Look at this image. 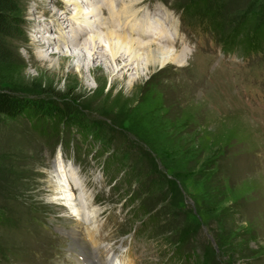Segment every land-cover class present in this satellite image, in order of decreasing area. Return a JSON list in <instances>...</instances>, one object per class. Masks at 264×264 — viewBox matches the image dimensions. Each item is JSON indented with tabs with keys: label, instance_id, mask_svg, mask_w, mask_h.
<instances>
[{
	"label": "rangeland",
	"instance_id": "374dc122",
	"mask_svg": "<svg viewBox=\"0 0 264 264\" xmlns=\"http://www.w3.org/2000/svg\"><path fill=\"white\" fill-rule=\"evenodd\" d=\"M129 2L133 14L120 18L126 28L117 32L130 36L137 23L154 33L166 27L175 40L164 46L184 51L186 62L141 69L131 90L135 74L110 77L109 56L95 63L62 58L52 43L45 49L57 65L40 61L38 44L54 28L32 16L52 23L53 12L73 15L74 5L22 0L23 35L9 41L16 63L0 66L3 88L69 103L107 141L0 115V264H88L82 256L101 264L111 251L122 264H264V0H93V9L107 7L91 20L107 21L100 28L107 32L109 16ZM158 154L186 173V191H178ZM59 164L77 172L93 199L98 248L86 235L92 223L50 201Z\"/></svg>",
	"mask_w": 264,
	"mask_h": 264
},
{
	"label": "bare ground",
	"instance_id": "6f19581e",
	"mask_svg": "<svg viewBox=\"0 0 264 264\" xmlns=\"http://www.w3.org/2000/svg\"><path fill=\"white\" fill-rule=\"evenodd\" d=\"M65 1L70 3L71 5H74V6H70V8L72 7L73 10H75L73 15L69 11L61 12L58 9L52 13L54 16V17L52 16L51 19L52 23L51 22L49 23L48 20L44 21L45 19L44 20L41 19V21L39 22V20H37V18H35L34 16H32L31 18V20L35 21L36 25L44 26L47 24H52V26L49 27H51L50 29L54 28V32L48 31L46 34H43L42 32L43 34L42 38L43 37L45 38V36L50 37V39L47 40L44 39L46 41L45 42L46 45L52 46V43L53 44L56 43L55 45V48L57 49L56 55L62 58L74 57V59L81 58L82 60H84L83 57H85L90 60V63L91 62L95 63L97 61L107 62L108 60H106L105 58L106 56H109L110 57L109 61L113 66L111 68L112 70L109 72L110 77L113 78L117 77L120 71H124L125 73V75L123 74L124 78H126V75H128V73L130 75L135 74V77L133 76L128 78L129 90L133 89V87L139 82V80H141L142 77L141 69L142 70L144 69L148 72H152L158 67L165 68V66L168 64L186 63L184 60L185 56H183V54H185L184 51L175 52L172 48H167L166 46H164L165 44L164 41L169 42V46L171 45L170 42L173 41V39L169 37V35L167 34L166 27H163L165 28L166 31L164 30L159 33H154L153 31L147 30L145 26L138 25L137 23V26L133 24L132 25L136 28L140 27V30L133 28L132 31L129 33L131 34L130 36H127L126 34H122V33L119 34L117 32V30L120 27L125 26V24L121 26L122 23H120L119 21L120 18H126L128 14H130V16L133 14L134 2H129L125 7H122L121 11L118 12L117 14H116V9L114 10L113 7L114 2L113 4H111V7L108 6V8L110 7L112 10H114V12L109 16L110 21L112 23L114 22V24L111 25L113 28L111 29L108 28L107 32H104L101 31L104 28L103 29L100 28L104 27L103 24H108V22L106 21L105 23H102L99 22V19H95L92 21L91 18L98 15L99 13H105L104 11H106V7H107L106 4L97 7V9H93L92 8L94 4L93 0H65ZM44 11L45 13L43 14V16L48 14L47 8L44 9ZM65 18L66 21L68 22L63 23L62 21L65 20ZM67 18L70 19L67 20ZM126 21L127 20H125L124 22L126 23ZM65 24L70 26V29H68L69 27H66L65 29L64 26ZM93 25H96V27H94ZM129 25L130 22L128 26ZM160 28L162 27L160 26ZM67 30L75 34L73 36L72 41L64 36L65 31ZM135 33H137L140 36V38H135L134 37ZM84 34L86 35L88 34L89 38H87V36ZM53 38H58V39L54 40ZM83 39H87V41L85 40L83 41ZM81 41L83 42L80 45L81 47L80 46L79 47L82 52L77 55L71 56L69 54L70 53L69 51L71 49L77 48L78 47L77 45H79ZM38 49L39 51L37 58L40 61L53 63L54 66L57 65L56 64L57 62L55 60L52 62L51 59L52 55L47 54L49 47L45 49L44 46L38 44ZM96 68L97 67L89 66L87 71L88 72L96 71ZM72 184L73 186H71ZM50 185L54 195L53 196L54 199L50 200L52 204L61 207L60 209L61 212L64 213L68 212L69 216H71L72 218H76V220H78L80 223L84 222L90 225L92 223V225L87 228L88 231L86 235L91 237L93 243L95 242L94 248H98L99 246H97L96 237H97V230L99 229L98 228L99 219L98 217H95L98 213V210L94 207L95 205L93 203V199L91 195L87 193L86 190L84 191L85 189L84 182L77 175V172H75L74 169L71 168L70 166L59 164L58 169L56 170L55 174L53 175L50 181ZM71 187L73 188L72 190ZM75 191L79 192L78 197L74 194ZM71 232H72V236L70 235V237L76 240L77 242L75 246L82 249L81 247L83 246V242L80 245L78 243L79 240L81 242L80 232L78 230L77 231L74 230ZM82 250L81 253L83 254L85 252V249ZM107 257L108 259L110 258L111 264H122L116 258L114 261L113 257H111L110 254H108ZM81 258L89 262L90 264H94L92 260H89L85 256H82Z\"/></svg>",
	"mask_w": 264,
	"mask_h": 264
},
{
	"label": "trees",
	"instance_id": "16d2710c",
	"mask_svg": "<svg viewBox=\"0 0 264 264\" xmlns=\"http://www.w3.org/2000/svg\"><path fill=\"white\" fill-rule=\"evenodd\" d=\"M23 11L24 7L22 0H0V66L16 63V55L10 46L9 41L18 39L23 35V27L25 23L23 19ZM0 115L10 118L23 117L28 121L35 123V125L41 124L42 126H45L55 123L57 125H61L64 131H71V129H73L76 132H79V129H81V132L83 133L85 131L91 132V135H93L96 140H100L99 142L101 145L102 139L107 141V137L98 134L95 131L96 129H93V126L86 124V120L83 118V116L79 115L77 112H73L69 103H63L59 105L45 103L39 99L32 100L26 97L18 96L14 92L5 90L2 86L1 73ZM98 135L103 138L97 137ZM82 136L87 138V135L83 134ZM173 150L171 152H174ZM157 156L158 159L156 161L159 163L161 162L164 165L165 170L171 172L173 171L171 180L175 183L178 191H186L183 189L182 184L186 173L174 170L170 166V163H167L163 160L161 154H158ZM178 184H180L181 187H179ZM199 210L200 208L196 207L195 211L197 212L194 211V214H199L201 212V210ZM145 213L147 214L148 212ZM215 240L218 241L216 238Z\"/></svg>",
	"mask_w": 264,
	"mask_h": 264
},
{
	"label": "water",
	"instance_id": "95a60500",
	"mask_svg": "<svg viewBox=\"0 0 264 264\" xmlns=\"http://www.w3.org/2000/svg\"><path fill=\"white\" fill-rule=\"evenodd\" d=\"M212 241H213V239H212Z\"/></svg>",
	"mask_w": 264,
	"mask_h": 264
}]
</instances>
